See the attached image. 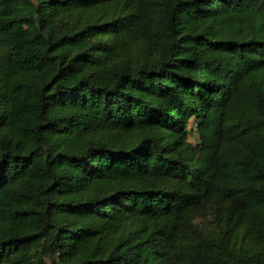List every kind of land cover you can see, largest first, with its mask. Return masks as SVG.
I'll use <instances>...</instances> for the list:
<instances>
[{
  "label": "trees",
  "instance_id": "obj_1",
  "mask_svg": "<svg viewBox=\"0 0 264 264\" xmlns=\"http://www.w3.org/2000/svg\"><path fill=\"white\" fill-rule=\"evenodd\" d=\"M0 264H264V0H0Z\"/></svg>",
  "mask_w": 264,
  "mask_h": 264
},
{
  "label": "rangeland",
  "instance_id": "obj_2",
  "mask_svg": "<svg viewBox=\"0 0 264 264\" xmlns=\"http://www.w3.org/2000/svg\"><path fill=\"white\" fill-rule=\"evenodd\" d=\"M190 137H191V139H192L193 141H195V139H196V133L192 131ZM197 222L199 223L200 226H202L203 223H205V220H204L203 218H199V219L197 220ZM202 227H203V226H202Z\"/></svg>",
  "mask_w": 264,
  "mask_h": 264
}]
</instances>
